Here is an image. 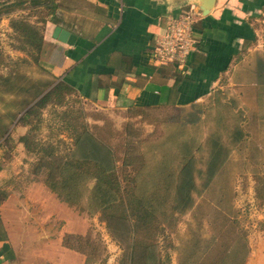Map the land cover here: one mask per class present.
Returning a JSON list of instances; mask_svg holds the SVG:
<instances>
[{
	"label": "crops",
	"instance_id": "1",
	"mask_svg": "<svg viewBox=\"0 0 264 264\" xmlns=\"http://www.w3.org/2000/svg\"><path fill=\"white\" fill-rule=\"evenodd\" d=\"M194 1L57 0L58 22L49 20L45 25L40 63L55 83L65 81L73 88L72 97L90 112L89 130L117 156L122 155L117 147H122L127 126H134L132 120L141 121L145 112L199 107L194 104L212 95L224 75L244 66L243 55L252 51L253 39L264 32V0H216L207 15ZM191 6L202 14L195 24L197 49L185 66L159 62L157 41L169 17ZM57 25L75 33L76 43L55 39ZM118 113L119 123L114 115ZM21 127L23 135L28 126ZM109 129L121 130L118 141L107 133ZM18 144L26 152L22 142L15 149H22ZM4 170L0 188L8 197L0 204V264H86V255L68 247L64 239L66 234L87 233L94 238L95 218H86L80 213L85 211L62 200L42 176L6 175ZM102 223L109 255L100 263L114 264L121 249L110 243L113 238ZM259 255L255 263L264 264V252Z\"/></svg>",
	"mask_w": 264,
	"mask_h": 264
},
{
	"label": "rangeland",
	"instance_id": "2",
	"mask_svg": "<svg viewBox=\"0 0 264 264\" xmlns=\"http://www.w3.org/2000/svg\"><path fill=\"white\" fill-rule=\"evenodd\" d=\"M25 14L40 27L44 26L43 18L49 20L51 17L42 6H28L24 10L19 9L2 16L0 72L5 74L17 68L19 73L25 75L27 86L41 85L40 87L46 88V84H53L55 81L52 73L41 65V54L39 62H35L27 51L19 48L20 42L14 37L10 25L12 17ZM252 48V51L243 55V67H237L224 75L212 95L194 104L201 107L188 106L174 111L162 109L155 112L153 118L157 122L153 124L145 123L143 117L141 121L132 120L135 133L130 139L135 145L134 154L145 152L150 171H155L157 165L167 157L168 145L165 142L179 127L184 128V136L202 144V150L197 152L196 157V168L201 170L200 173H206L207 170L209 146L206 144L213 132L219 130L223 141L230 147L225 163L219 168L211 184L202 194H194L193 206L184 214L175 215V218L163 222L160 226L162 229H155L158 250L163 259L169 257V261L166 260L168 264H241L242 261L243 264H257L255 261H258L259 254L264 252V195L258 197L255 189L257 175L264 178V32L260 31L256 39H253ZM20 58L28 60L21 61L20 65ZM72 96L66 109L73 107L82 111L83 118L77 123L81 126V123H87L86 116L90 112L85 111L84 105ZM22 97L0 89V127L7 125L0 136V143L10 137V142L17 144L24 131L21 124L17 123L20 115L14 117L20 110L18 101ZM63 109L53 105L44 108L39 128L34 131L36 138L57 144L60 154L70 150V146L59 143L61 138L70 141L68 119L64 120L60 116ZM114 115L119 123L121 115ZM172 115L179 116L174 119L182 123L179 127L177 122L166 121ZM219 116L224 118L220 128ZM236 126H242L246 134L241 142L235 144L230 132ZM120 131L109 129L107 133L115 134L118 141ZM122 139L123 137L120 141L123 143ZM154 143L157 145L153 148ZM18 145L22 147L19 151L15 147L11 150L9 144L0 145V163L5 169L2 173L6 175L31 173L33 163L37 160L34 154L27 151L26 154L22 144ZM198 183L201 184L200 181ZM89 197V192H86L80 205L74 207L85 211L80 213L86 218H95L92 234L96 241H102H98L101 249L97 262L100 263L101 259L109 255L107 244H104L102 238V234L107 231L100 221L99 213L89 211ZM115 244L119 245L117 242ZM119 249L121 253L114 264H121L123 259L125 246L120 244Z\"/></svg>",
	"mask_w": 264,
	"mask_h": 264
},
{
	"label": "trees",
	"instance_id": "3",
	"mask_svg": "<svg viewBox=\"0 0 264 264\" xmlns=\"http://www.w3.org/2000/svg\"><path fill=\"white\" fill-rule=\"evenodd\" d=\"M28 6L46 8L51 15L49 20L58 22L57 0H0V21L3 15L24 10ZM49 20L43 18L44 26L40 27L30 21L26 14L11 19L10 25L14 37L20 42L19 48L27 51L35 62L40 60L45 25ZM27 60L20 58L18 62ZM25 82V75L19 73L17 68L5 74L0 72V89L23 96L18 101L20 110L14 117L20 115L17 123L28 126L18 142H22L25 150L37 158L31 172L42 176L49 188L70 205H80L85 193L89 192V211L99 213L113 240L125 246L121 264H168L166 260L169 261V257L163 259L158 250L155 229H162L160 226L163 222L187 212L194 204V194H202L211 184L230 152L221 132H213L208 138V166L206 173H200L201 170L196 168V157L197 152L202 150V144L184 136V128L179 127L182 123L174 120L178 115L168 117L166 121L177 122L179 128L165 142L168 145L167 157L157 165L159 171L156 168L150 171L145 152L134 154L135 145L130 139L135 133L132 125L122 133V147H117L122 155L117 156L111 147L104 146L95 138L85 122L81 126L77 124L83 114L72 107L64 109L60 116L68 119L69 138L73 139L74 144L61 138L59 143L70 146V150L60 154L57 144L36 138L34 131L42 121L43 109L49 105L67 108L74 90L65 81L46 84V88L41 85L27 86ZM153 116L147 112L142 114L145 120L157 122ZM218 118L220 128L224 118ZM6 128L7 125L0 127V136ZM245 134L242 126H236L230 132V137L236 144ZM10 141V137H7L0 145L9 144L12 150L16 143ZM156 145L154 143L153 148ZM119 158L120 163H117ZM3 166L0 163V171ZM257 180L255 189L260 197L264 195V178L257 175ZM7 197L8 192L0 188V204ZM99 240L96 241L91 233L66 234L64 242L85 254L86 264H94L101 249ZM106 260L107 255L101 262Z\"/></svg>",
	"mask_w": 264,
	"mask_h": 264
},
{
	"label": "built area",
	"instance_id": "4",
	"mask_svg": "<svg viewBox=\"0 0 264 264\" xmlns=\"http://www.w3.org/2000/svg\"><path fill=\"white\" fill-rule=\"evenodd\" d=\"M201 16V11L191 6L179 16L169 17L165 33L157 41L159 62L178 67L187 65L190 55L198 47L195 24Z\"/></svg>",
	"mask_w": 264,
	"mask_h": 264
},
{
	"label": "water",
	"instance_id": "5",
	"mask_svg": "<svg viewBox=\"0 0 264 264\" xmlns=\"http://www.w3.org/2000/svg\"><path fill=\"white\" fill-rule=\"evenodd\" d=\"M194 3L199 6L204 15H207L215 6L216 0H195ZM53 37L70 45L75 44L77 40V35L75 33L59 25H57L53 31Z\"/></svg>",
	"mask_w": 264,
	"mask_h": 264
}]
</instances>
